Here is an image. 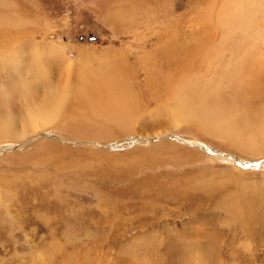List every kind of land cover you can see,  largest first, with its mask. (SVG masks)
I'll return each instance as SVG.
<instances>
[{"label": "rangeland", "instance_id": "1", "mask_svg": "<svg viewBox=\"0 0 264 264\" xmlns=\"http://www.w3.org/2000/svg\"><path fill=\"white\" fill-rule=\"evenodd\" d=\"M8 1L16 15L29 21L24 36L65 47L55 54L47 49L45 68L50 67L53 80L63 78L66 68L84 70L71 64L74 58L80 63L99 58L93 61L97 68L101 57L118 56L136 92L140 118L131 135L112 129L116 135L107 139L108 146L84 141L88 144L77 154L91 162L85 168L57 167V152L77 150L52 132L40 131L32 142L46 134L53 140L27 150L29 140L0 141L15 145L18 158H27L19 161L11 151L0 155V264H264V155L238 154L194 126L166 136L172 120L166 82L185 70L200 73L195 80L209 93L211 109H255L259 117L246 121L247 132L263 147L264 86H249L234 42L220 54L208 41L206 17L218 7L215 0ZM263 2L258 0V6ZM113 8L131 17L107 21ZM254 14L249 8L238 22V30L241 23L250 24L243 35L249 43L264 36V12ZM253 27H261L258 37ZM243 29L227 35L240 39ZM204 42L202 48L223 58L219 67H199V60L191 63L185 54ZM245 50L244 58L261 54L256 78L264 79V45ZM5 63L0 60V106L6 101L17 105L15 93L33 75L27 66L35 65ZM41 89L36 91L42 94ZM159 133L165 138L151 139Z\"/></svg>", "mask_w": 264, "mask_h": 264}, {"label": "bare ground", "instance_id": "2", "mask_svg": "<svg viewBox=\"0 0 264 264\" xmlns=\"http://www.w3.org/2000/svg\"><path fill=\"white\" fill-rule=\"evenodd\" d=\"M214 3H217L218 7L216 6L214 10L211 9L212 12L214 11L212 14L213 16L206 17L209 20L205 24L206 28L209 29L207 31L208 41L215 44V47L218 49V51L217 49H215V51L220 54L225 53L222 52L225 51V45L234 42L232 45L236 46L239 51V57L236 59L237 64L240 65L241 70H246L244 76L245 79L250 81L248 82L249 86L252 85L256 87L257 84L264 86V79L257 81L256 78L260 71V62L262 61L261 54L257 53L254 57L249 58H244V55L247 54H242L246 51L245 46L247 45L249 48L259 43L264 45V36L256 39L252 37L255 41L249 40V43L248 38H243V35H246L245 32L248 30L250 24L245 23L243 26L241 22L240 28H244V32L243 34L241 32L242 35L240 39H232V37L230 38V36L227 35L229 32H231L232 35L240 30V28L238 30V22L243 18V12H246L249 8L253 13L255 12V17H257V14L263 13L264 2L259 6L257 4L258 0H215ZM256 6H258V8L255 9ZM129 15H131V13L113 8L109 10L107 21L121 23L129 19V17H131ZM253 18L254 17L251 16L249 19L253 20ZM25 22L28 24L29 21L13 12L12 2L0 0V40L6 42V44L3 43V46L0 47L1 62L6 61L5 65L11 63L15 66L26 65L27 62L35 65L33 66L35 69H32L27 66V63L28 75H33L27 76L28 79L25 85L18 88V92L14 91V93L17 92L14 98L19 104L17 103V105H15L14 103L6 101V103L0 106V141L4 143L13 142L16 144L29 140V142L25 144L27 150V147L29 148L32 146L31 148H33L37 143L42 142L46 138L48 140L45 141V143L49 140H53V138H57V140H69L76 145H74L75 147L73 149H70L77 151L63 153V155H61V151L57 152L60 155V158L59 155H56L59 160L57 167L59 169L68 166L90 167L91 162H82L83 157L77 154L78 150L82 149V147H80L82 144H88L84 141H89L90 139V141L96 140L102 144H106V141H109L107 139L114 133V131H112L114 128L119 129L123 135H131L135 130L134 126L136 122H138L140 118L137 95L135 94L136 92H133V85L131 86L127 79V72H125L123 67L124 63L118 56L101 57L102 61L99 62L97 68H94L93 61L98 62L99 58L93 59L94 57L89 58L88 56L89 59L87 58L88 60L86 63H80L77 58H74L71 64H81V69L84 70L76 72L66 68V73L63 78H59L55 81L51 75L52 70L49 69L50 67L48 66L45 68L47 66L46 64L49 63V59H47L45 55L46 52H48V48L52 49L55 54V52L62 53L60 51L65 47L57 43L51 45L37 44L32 37L24 36L23 32L26 28ZM253 28L255 36L259 35L261 32L259 29L261 27ZM259 39L262 40V42H259ZM205 43L208 42L196 44L193 47V52L189 53L186 51L185 54L188 53L191 63L199 60V67L201 65L211 69L213 66L219 67L220 62H223V58L220 59V57L216 55H211L210 48L205 49V46L202 48V45ZM45 60L48 61V63H46ZM175 60L173 61L175 62ZM53 61H59V59ZM188 64H190V62H188ZM179 72H177L179 73L178 75H172L173 77L166 82L168 90L172 88L171 92H168V90L166 91L170 105L169 116L172 117L170 122L171 126L167 131L169 134L166 136L173 135V133L180 128L194 126L204 131L209 137L214 138L216 141H224L238 154L252 157L264 155V144L263 147H260L259 144L254 141V137L252 135L249 136L250 134L247 132L248 128L246 121H250L254 116L256 117L257 113L254 112L255 109L252 111L250 106L248 108L243 107L242 110H213L211 109L212 107L210 108L209 93L202 88V85L200 86L198 80H195V76L200 78V76H198L200 73L198 75H192L187 74L185 70H179ZM41 87L43 92L39 94L41 91H36V89H41ZM263 115L260 117L263 118ZM258 117L257 115V118ZM239 123L241 124L240 126ZM56 126H58V131L54 130ZM52 127L53 129H51ZM40 131L52 132L55 136L52 138L50 135L47 136L46 134V137L37 141L34 139L32 142V139L35 135L39 134ZM138 135L139 134H136V141L141 139ZM164 136L159 133L150 137L154 139ZM133 138L131 140H133ZM178 140L182 142L181 138ZM184 141L190 143L188 140ZM93 144L94 143H92V145ZM190 145L193 146L194 143ZM47 147L48 146L44 148L48 149ZM15 148V145H4L0 148V155L4 154L5 156L7 152L9 153L11 151V153H9L11 154L10 156L15 159L17 158L19 161L22 160L26 162L27 158H18L19 156L12 152ZM19 148L20 146L18 145L17 149ZM53 153L54 160H56L55 152ZM92 158L93 157H91V159Z\"/></svg>", "mask_w": 264, "mask_h": 264}]
</instances>
